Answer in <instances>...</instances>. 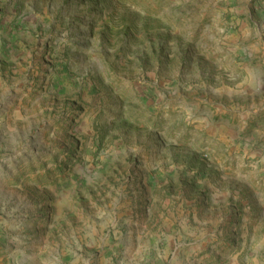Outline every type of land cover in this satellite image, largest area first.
<instances>
[{"label": "rangeland", "instance_id": "rangeland-1", "mask_svg": "<svg viewBox=\"0 0 264 264\" xmlns=\"http://www.w3.org/2000/svg\"><path fill=\"white\" fill-rule=\"evenodd\" d=\"M0 264H264V0H0Z\"/></svg>", "mask_w": 264, "mask_h": 264}]
</instances>
